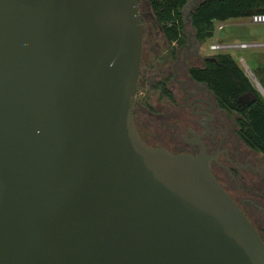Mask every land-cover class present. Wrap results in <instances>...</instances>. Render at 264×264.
<instances>
[{"label":"water","instance_id":"water-1","mask_svg":"<svg viewBox=\"0 0 264 264\" xmlns=\"http://www.w3.org/2000/svg\"><path fill=\"white\" fill-rule=\"evenodd\" d=\"M138 3L0 0V264H264L204 149L137 134Z\"/></svg>","mask_w":264,"mask_h":264},{"label":"flooded vegetation","instance_id":"flooded-vegetation-1","mask_svg":"<svg viewBox=\"0 0 264 264\" xmlns=\"http://www.w3.org/2000/svg\"><path fill=\"white\" fill-rule=\"evenodd\" d=\"M149 14L143 15L142 23L152 17ZM150 27L161 37L143 30L137 92L145 99L133 108L138 136L146 145L173 154L194 156L203 148L212 158V175L264 245V158L238 136V115L221 109L207 85L190 76V69L202 68L192 64L203 44L198 46L187 35L185 44L174 47L161 28L151 23ZM146 98L157 105L152 107Z\"/></svg>","mask_w":264,"mask_h":264},{"label":"trees","instance_id":"trees-1","mask_svg":"<svg viewBox=\"0 0 264 264\" xmlns=\"http://www.w3.org/2000/svg\"><path fill=\"white\" fill-rule=\"evenodd\" d=\"M144 1L153 19L152 26L161 28L170 44L183 36L187 9L192 11L191 28L201 44L213 37L216 23L264 14V0H206L194 10L193 2L197 0ZM263 71L256 70L259 76ZM189 74L196 82L207 85L221 109L238 115V136L264 158V99L235 60L220 54L207 59L202 68L190 69Z\"/></svg>","mask_w":264,"mask_h":264},{"label":"rangeland","instance_id":"rangeland-1","mask_svg":"<svg viewBox=\"0 0 264 264\" xmlns=\"http://www.w3.org/2000/svg\"><path fill=\"white\" fill-rule=\"evenodd\" d=\"M138 11L140 13L141 18L143 15H147L149 13L148 7L144 0H139L138 3ZM189 9L186 10L185 15V23L183 28V36L180 38L179 42H172L170 45L177 47L181 44L186 43V36L192 35L194 39L195 32L191 28L190 25L187 24L186 18ZM150 15V14H149ZM148 22L143 23V30L147 33V31H152L153 35H159V30L153 29L150 27V23L153 22L152 17L149 16L147 19ZM221 25V29L218 30L217 27ZM213 37L208 39L200 48L201 56H198L197 59L194 60L192 66L195 67H203L206 63V60L209 58H214L220 54L227 55L230 58L234 59L239 68L242 70L244 75L248 78L250 83L252 84L255 91H257L261 97L264 99V71L260 74H257V69H264V48L263 49H247V50H225L221 52H213L210 51V46L217 40L219 43L224 45H235V44H251V43H264V25H253L246 19H236L229 20L225 23H216ZM161 35H159V38ZM196 39V38H195ZM197 41V40H196ZM260 83V84H259ZM145 96L143 93L137 92L135 103H141L144 101ZM149 104L153 107L156 106V102L154 100H149ZM155 110V109H148ZM148 117V115H147Z\"/></svg>","mask_w":264,"mask_h":264},{"label":"built area","instance_id":"built-area-1","mask_svg":"<svg viewBox=\"0 0 264 264\" xmlns=\"http://www.w3.org/2000/svg\"><path fill=\"white\" fill-rule=\"evenodd\" d=\"M253 25H264V14H255L247 18ZM221 25L217 27L221 29ZM263 49L264 43H251V44H235V45H224L219 43L217 40L210 46V51L221 52L225 50H247V49Z\"/></svg>","mask_w":264,"mask_h":264}]
</instances>
